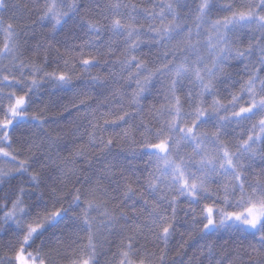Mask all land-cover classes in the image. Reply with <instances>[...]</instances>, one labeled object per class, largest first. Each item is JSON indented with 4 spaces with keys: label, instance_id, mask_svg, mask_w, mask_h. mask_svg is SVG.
<instances>
[{
    "label": "snow or ice",
    "instance_id": "snow-or-ice-1",
    "mask_svg": "<svg viewBox=\"0 0 264 264\" xmlns=\"http://www.w3.org/2000/svg\"><path fill=\"white\" fill-rule=\"evenodd\" d=\"M18 7L0 0V58H10L0 65V145L11 148L15 136L21 146L15 153L0 147V159L15 165L8 173H0V179L24 177L30 190L13 189L15 199L7 195L3 199L8 203L0 205V211L8 209L0 218V237L10 236L7 247L12 252L0 259V264H48L42 247L34 253L28 249L50 229L61 235L69 229L86 232L87 243L63 258L69 264H99L94 243L97 235L103 230L114 231L119 220L129 219L120 205L119 215L115 209L108 210L111 199L133 213V223L120 228L121 233L132 234L122 235L113 254L119 257L117 264H154V254L147 253L141 243L146 234L163 242L165 249L179 234L178 248L184 254L186 247L198 246L200 259L189 264H264V0H246L239 8L231 3L220 5L219 11L230 14L215 20L209 19L217 8L214 0H200L184 23L177 9L188 5L180 0H168L152 9L123 0H73L70 4L45 0L39 21L49 22L51 28L42 64L20 60L24 46L20 37L27 35L24 29L29 25L15 23L23 19L15 11L7 18L2 14ZM141 18L151 21L147 28ZM188 19H192L191 25ZM65 25H69L68 36L79 44L68 45V36L56 40V33ZM244 37L248 43L241 47ZM118 43L124 46V58L111 62L107 78L91 77L85 83L84 76L102 63L101 57L113 55ZM57 44L65 47V53ZM142 44L150 48L148 59L134 55ZM40 48L38 44L37 51ZM86 48L91 49L87 54ZM151 48L159 51L152 53ZM52 51L63 59V71L44 70L53 62L49 59ZM233 61L243 64V72L236 73L239 79L225 71ZM125 71L126 77L122 75ZM160 77L167 81L160 82L165 103L148 109L158 123L153 126L143 119V102ZM47 82L63 90H70L74 82L92 87L96 97L80 100L79 107L88 108L95 100L98 108L110 110L99 116L86 114L82 118L85 124L75 125L68 141L59 135L54 138L44 128L49 123L48 106L29 112L34 104L43 103L42 89ZM131 82L135 88L129 93ZM219 85L230 96L227 103L219 98ZM237 86L238 90L231 91ZM178 92H183V100ZM208 97L211 102L204 107ZM121 124L129 128L115 136L103 135L109 127ZM203 125L214 131H201ZM84 135L96 149L90 155L82 148L73 151L70 147ZM181 147H191V152L181 154ZM33 149L41 155L37 157ZM26 151L30 155L19 160ZM77 160L81 161L79 167ZM32 168L36 171L30 172ZM25 198L31 203L25 204ZM181 200L187 201V208L180 207ZM48 203L60 207L49 212ZM42 206L43 216L37 211ZM181 211L183 223L178 219ZM181 227L191 229L187 239L185 233H179ZM212 236L223 240L221 251H216L213 242L200 244ZM59 238L53 231L49 239ZM165 249L160 250L159 264H168ZM179 264H184L183 260Z\"/></svg>",
    "mask_w": 264,
    "mask_h": 264
},
{
    "label": "trees",
    "instance_id": "trees-1",
    "mask_svg": "<svg viewBox=\"0 0 264 264\" xmlns=\"http://www.w3.org/2000/svg\"><path fill=\"white\" fill-rule=\"evenodd\" d=\"M10 4L13 5H19L18 8L12 9L8 12L2 13L6 18L8 16L12 15V12L15 11L16 15L18 17H22V22L20 20L15 21V23H21V26L23 24L29 25L28 28L24 29V31L27 33L26 36L22 35L20 37V43L24 45L21 48L22 55L20 56V60H22L25 64H31V63H37L42 64L43 63V55L44 52L47 51L49 47V39L50 37H46V34L49 32L51 28V24L49 22L41 23L39 21V16L41 14L40 9L45 3V0H8ZM50 2V0H49ZM57 4L61 3V0H56ZM73 0H66V3H72ZM76 3H82L83 0H75ZM124 3L128 4H136L139 8H149L152 9L154 5H162L168 0H123ZM200 0H180L181 4H187V9H180L177 10L180 12L181 15V23H184V17H187L189 15V11L191 9L195 8V5L198 4ZM214 2L217 5V8H214L212 12L210 13L209 19L215 20L217 18L229 15L228 12H221L219 11L220 5L225 4H233L234 7L239 8L242 4L246 3V0H214ZM64 10H67L66 8ZM155 10L158 12L159 7H156ZM80 14H84V10L81 8ZM171 19V17H169ZM189 25L193 23L192 19H188L186 21ZM69 21V25H70ZM141 23L144 24L145 28H147V24L151 23V21H144L141 18ZM158 23V22H157ZM69 25H65L64 29L58 31L56 33V40L64 41L65 37L68 36L67 29ZM207 27V25H205ZM106 40V37L104 38ZM143 40L148 41L149 37H142ZM25 41L27 42L25 45ZM79 40L73 39L71 36H68L67 44L68 45H76L79 44ZM248 43V40L246 37L242 39V42L239 46L244 47ZM42 45V48L37 51V45ZM56 47H59L61 53H65V47L61 46L60 44H57ZM123 44L118 43L115 46V53L113 55H106L101 57L102 63L100 65H97L96 67H93L90 69L89 73L84 76V82L87 83V81L91 77H100L101 79L107 78L110 68L112 67L111 62L115 61L117 59H123L122 49ZM76 51H79V49H76ZM85 53L91 51V49L86 48ZM150 48L147 46V44H142L141 47L134 53V55L138 56L141 59H148L149 57L147 54L149 53ZM159 49L157 48H151L152 53L158 52ZM83 58H86L83 57ZM49 59L53 62L48 66L45 67V71L47 72H59L63 71V59L58 57L55 53V51H52L49 54ZM79 59V57L77 58ZM104 60L109 61V64L105 65L103 63ZM58 61V62H57ZM75 62V61H72ZM115 68L117 72H119L120 66L119 64L115 65ZM134 70V69H133ZM81 69L77 67L76 73L79 74ZM225 71L228 73L233 74L234 79H239L238 76H236L237 72L242 73L243 72V64L236 63L235 61L231 62L229 66H225ZM127 71L123 72V76H127ZM27 75V73H26ZM42 75V74H41ZM246 78V77H245ZM117 79H120V76H117ZM161 81H163L164 84H167V81L164 80L162 77L157 79L155 89L151 92V94L148 95V99L144 101V116L143 119L145 122L150 123L153 126H158L157 121L153 120V117L148 114V109L152 106L159 107L161 104L165 103L164 101V92L161 88ZM123 82V81H121ZM221 89V95L219 98L224 102L227 103V100L230 99V96L227 92L223 90V86H218ZM135 88L134 82H131V87L128 89L129 93L131 90ZM238 90V86L236 89H231V91ZM44 91L45 95L43 96V103H37L34 104L30 109L29 112L38 111V109H43L45 106H48V111L46 113V118L49 120L48 124L44 125V128L47 129L51 135L55 138L58 135L63 137L64 141L69 140V135L72 128L79 124L83 126L85 124V121L82 119L86 114L88 113H95L97 116H99L101 113H106L110 109L109 107H99L97 105V102L93 100L91 102V106L88 108L85 107H79V101L80 100H88L89 97H96V91L93 90L92 87L84 88V86L80 83H75L73 87L70 90H63L60 89L57 85L52 84L51 82H47L46 87L42 89ZM159 91L160 95H156V92ZM76 93H81L80 95H76ZM178 95L181 96V99L183 100V92H178ZM57 102L60 106H57ZM211 102V97L207 98V103H205L203 106L207 107L208 104ZM184 109L188 110V105L184 104ZM2 115V113H0ZM107 118V117H105ZM55 121V123H53ZM102 122V121H101ZM139 122V118L137 120ZM129 125L127 124H121L118 128L109 127L107 131L103 133V135L107 138L109 136H115L118 133H121L123 130L128 129ZM83 127L80 129V133H83ZM90 130V129H89ZM133 132L135 131L133 126ZM142 130V129H141ZM201 131H214V129L210 125H203L201 127ZM78 133V135L80 134ZM136 136L138 138V133H136ZM156 142V141H152ZM0 147H6V145H0ZM20 144L16 142V137H13V143L11 148H8L10 152L15 153L16 150L20 149ZM70 147L75 151L78 148H82L85 150L87 154H91L96 151L95 148H93L91 145L88 144V137L86 135L83 136V139L77 140L75 144H70ZM7 148V147H6ZM138 151V149H136ZM191 152V147H181V154ZM32 153H34L37 157L41 155V153L35 149L32 150ZM131 155V153H128ZM30 153L27 151L24 153V155H21L18 157L19 160L25 159ZM61 156H68V152H60ZM5 160V159H3ZM31 162V161H30ZM81 161H76V166L79 167ZM134 164L140 163L139 161H133ZM1 166L3 167V170L6 173L9 172L11 169V166L6 163L2 162ZM142 166V165H141ZM71 167V165H69ZM13 168V167H12ZM259 170L258 168L256 169ZM30 172L36 171L35 168H32L29 170ZM25 178L16 176L14 179L9 177L8 179H0V205H3L4 203H8L3 198L7 195H12L13 189L18 190L20 187H24L26 190L29 189V185L24 182ZM79 187H91L92 185H78ZM71 187V185H69ZM133 187L135 188L136 185L133 184ZM212 188H215L216 185H211ZM110 195H113L110 193ZM12 198L15 199V195H12ZM83 199V197H82ZM149 201H152V197H148ZM45 200H47V197H45ZM31 203L30 200L25 198V204ZM203 203V202H202ZM117 205H120V207L123 208V211L128 215L129 219L127 221L125 220H119L118 223L114 226V231H108L103 230L102 233L98 234L94 243L96 245V258L99 261V264H117V261L119 259L118 256H114L113 254L118 251V245L120 242V239L122 235H131L132 233L130 231H125L124 233L120 232L121 226L127 228L128 225L133 223L132 218V210L130 207H124L119 200L111 199L109 200L107 204L108 210L111 212L113 209H115V214L119 215L120 207H117ZM67 206V204H65ZM187 201L181 200L180 207L181 208H187ZM11 207L9 203V208ZM60 207V205L53 206L52 203L47 204V210L49 212L54 211L55 208ZM8 209H4L3 211H7ZM140 207L139 204L137 205L136 211L139 212ZM3 211H0V218L3 216ZM37 211L40 212L41 216L44 214V207L37 209ZM93 216H97L96 212L92 213ZM35 217L28 218V221L31 222ZM178 219L181 220L183 223L184 220V213L181 211L178 213ZM138 223V221H136ZM191 229H186L184 227L179 228V233H185V239H187V232ZM53 231H57L58 236L60 237L58 240L56 239H49L51 236V233ZM71 234V238H69ZM78 236L79 240H76L75 237ZM10 239V236H3L0 237V259H2L6 254L11 256L12 252L7 247V242ZM75 241V242H74ZM180 242V235L177 234L173 239H171L167 245V248L165 249V245L163 242L156 241L154 237L151 235L146 234L145 239L141 241V243L145 246V251L149 254H154L153 260L154 264H159L158 257L161 249H165L167 251L166 259L168 261V264H173V261L176 262V264H179L181 260H183L184 264H189L190 261L195 262L199 257V247L196 245H193L192 247H186L185 252L181 253L178 244ZM206 242H213L216 244V251H221L219 245L223 243V240H216L214 236L209 237L208 241H200V244L203 245ZM87 243V233L86 232H75L73 233V230L69 229L66 230V232L61 235L57 229H50L48 232H46L42 237L36 239L35 243L32 245L31 248L28 249L30 252H35L38 248L42 247L43 253L47 255L48 257V264H62L64 262H68V259H64L63 257L67 255L68 257H71L74 251H79V247L81 244ZM246 243V242H245ZM206 264V262H205Z\"/></svg>",
    "mask_w": 264,
    "mask_h": 264
},
{
    "label": "rangeland",
    "instance_id": "rangeland-1",
    "mask_svg": "<svg viewBox=\"0 0 264 264\" xmlns=\"http://www.w3.org/2000/svg\"><path fill=\"white\" fill-rule=\"evenodd\" d=\"M0 43H2V34H0ZM9 59H10V58H0V65L7 64ZM5 91H8V89H5ZM5 103H6V101H5ZM189 126H191V125L189 124ZM6 150L10 152V150H9L8 148H6ZM2 162H6V163H8V164L11 166V168L15 166V165L11 164V163H10L8 160H6V159H5V160L0 159V169H2V170H3V167L1 166V163H2ZM1 173H6V172H5V171H1ZM28 222H29V221H28ZM62 264H69V261H68V262H64V263H62Z\"/></svg>",
    "mask_w": 264,
    "mask_h": 264
}]
</instances>
